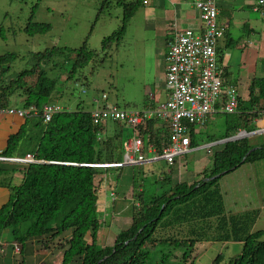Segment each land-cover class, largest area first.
Listing matches in <instances>:
<instances>
[{
	"label": "trees",
	"instance_id": "obj_1",
	"mask_svg": "<svg viewBox=\"0 0 264 264\" xmlns=\"http://www.w3.org/2000/svg\"><path fill=\"white\" fill-rule=\"evenodd\" d=\"M119 2L124 7L123 19L117 30L103 38V49L111 44L116 48L120 44L130 18L143 0ZM30 25L26 30L31 35L50 28L49 23L32 21ZM61 50L64 51L51 47L31 53V67L6 77L4 73L11 67L15 55H0V107L10 106V98L16 93L23 99L22 107L34 105L40 112L42 106L54 98L57 79L49 71L59 62L50 59L57 52L62 53ZM65 51L64 62L73 54L67 80L73 79L78 69L99 59L98 51L85 45L75 50L65 48ZM237 108L236 119L225 122L222 138L236 134L239 128L255 130L254 122L264 112V78L251 80L246 98L238 96ZM22 118H25L24 122L17 132L8 136L7 145L0 152V156L6 158L23 157L27 153L34 158L24 168L21 182L12 187L7 201L0 205V234L4 229L10 231L12 256L23 253L30 243L48 247L54 240L61 239L59 264H166L167 253L151 261L150 247L171 243L182 251L179 259L186 264L197 243L218 241L241 244L240 252L222 264H264V230L251 231L256 212H227L218 185L222 173L224 175L242 163L264 158V142L243 162H240L242 157L255 146L248 136L222 143L212 153L211 166L191 183L173 181L171 169H163L156 191L148 198L144 197L143 190L135 191L133 181L130 224L107 245L97 242L101 217L97 206L100 187L95 185V179L99 177L102 182L106 177L103 175L114 168L121 169V166L111 164L121 162L122 143L128 134H132V129L114 121L119 129L98 138L102 129L92 122L90 111L81 103L74 110L64 108L54 113L46 123L42 122L40 114ZM31 119L36 120L33 126L38 127L27 136ZM193 130L190 145H194ZM138 132L143 144L146 147L151 144L154 148L155 155H160L169 143L167 128L156 118L139 125ZM208 139L213 142L216 138L210 136ZM5 171L7 168L0 164V175ZM120 175L121 172H116V178ZM9 181L10 178H4L0 185L9 187ZM88 235L90 240H87ZM14 242L18 254L14 252ZM221 257L218 254L215 262L219 263Z\"/></svg>",
	"mask_w": 264,
	"mask_h": 264
},
{
	"label": "rangeland",
	"instance_id": "obj_2",
	"mask_svg": "<svg viewBox=\"0 0 264 264\" xmlns=\"http://www.w3.org/2000/svg\"><path fill=\"white\" fill-rule=\"evenodd\" d=\"M119 1L121 0H0V55L7 53L15 55L11 67L4 73V76L19 72L25 67H31L33 64L30 59L31 53L58 47L64 51L57 52L56 56H52L50 59L59 62V65L57 64L55 68L51 67L49 71L50 75L56 77L57 83L52 94L54 98L48 103L57 104L68 110H74L78 103H81L87 109H91L92 105H89L88 101L100 99L104 94L106 96L104 102H115L126 110H140L148 97L145 93L146 87L149 86L154 90L155 78L163 80V61L155 60L153 52L155 39L152 31L137 30L136 28L128 30L130 28L126 27L124 36L116 48L111 44L110 47L103 49V38L117 30L123 19L124 7ZM123 1L128 3L134 0ZM141 6L142 4L138 8ZM135 17L134 24L137 27L142 22V18L139 15ZM223 20L225 18L218 16L217 24L223 26L225 23ZM32 21L33 23H49L50 28L45 32L31 35L26 29L31 26ZM228 30L235 40L242 33L240 28L236 29L232 25ZM82 45L98 51L99 59L88 64L85 68L78 69L73 79L67 80L73 54H70L69 60L64 62V56L67 57L65 48L75 50ZM217 46L220 50V57L224 58L220 64L221 67L227 62V56L230 55V66L239 69L241 49L239 47L227 48L223 37L218 39ZM161 47L163 50L164 46L161 45ZM241 74L239 79L242 77ZM237 78L238 73L236 75L234 72L233 77L230 76L228 80L235 83ZM238 84L235 85L239 90H242L237 91L238 96L246 98V85ZM22 100L15 93L10 98L11 105L3 107L27 108L22 107ZM237 110L233 114H215L203 126L196 128L197 132L193 134L194 145H190L189 151L175 158L174 168L170 167V169H174V181L181 179L191 183L198 180L201 177V172L211 166L212 153L221 147L220 143L214 142L223 139L222 135L226 130L225 122L235 120ZM35 123L34 119L29 121L32 126L27 131V136L32 135V132L38 127V125L37 127L33 126ZM107 123L109 131H113L114 121H108L105 125ZM210 136L216 139L210 142L208 139ZM249 138L253 144L258 143L257 146L264 142V134L253 138L249 136ZM207 145H210L209 151L204 147ZM3 163L9 169L0 175V182L11 175L12 163L7 161ZM167 167L163 160L143 163L139 166H121L120 170H117L118 168L111 170V174H109L111 176L104 177L102 182L98 180L99 177L95 179V185L98 184L97 187H100L97 201L102 222L97 239L99 244H112L113 235L111 232L115 234L125 228L123 224L127 223L130 217V207L134 202L131 195H126L127 198L124 201L110 202L116 196L112 190H110L111 192L108 190L117 183L105 188L104 181L107 179V182L111 181L115 176L114 173L121 172L130 181H134L135 191L141 188L144 191V197L148 198L159 185L161 170H167ZM218 185L227 212L255 211L256 218L251 226V231L264 230V160L260 164H254V162L240 164L236 169L222 174ZM101 189L107 190V194ZM104 203L108 205V208L104 207ZM103 209L108 210L106 212ZM115 217L119 218L115 219ZM11 239L10 231L4 229L0 234V255L5 254L7 250L6 257L9 259L6 258L7 260L2 264H39L42 257L40 254L35 255L34 248L42 249L44 254L49 253L50 257H46V264H59L61 260L59 253H56L59 250L61 253V239L60 243L54 240L48 247L30 243L27 250L16 256H11L9 249H6ZM87 240H90V235L87 236ZM51 249H55L56 252L51 254L49 252ZM150 250L152 262L158 260L163 253H167L169 258L166 264H185L179 259L182 251L172 246L171 243L153 244ZM240 250L239 242H199L196 244L192 256L188 257L186 264H222L229 257L237 255ZM218 254H221L222 257L219 259V263H216L215 259Z\"/></svg>",
	"mask_w": 264,
	"mask_h": 264
},
{
	"label": "built area",
	"instance_id": "obj_3",
	"mask_svg": "<svg viewBox=\"0 0 264 264\" xmlns=\"http://www.w3.org/2000/svg\"><path fill=\"white\" fill-rule=\"evenodd\" d=\"M197 9L200 25L197 29L179 28L171 25L165 39L164 55L165 88L167 98L142 110H126L113 103L104 102L90 111L92 122L99 127L108 121L125 123L132 129V135L123 141V164L135 165L147 159L146 147L139 136L138 127L147 119L156 118L168 130V145L164 146L157 158L165 160L170 168L175 158L189 151L191 130L203 126L212 114H233L238 107V92L234 85L223 79V70L218 64L217 41L225 34L224 26L217 24L216 0H192ZM254 7L264 9V0H256ZM63 107L45 103L40 112L31 105L27 108H0V115L24 117L39 115L43 123ZM264 115V112L262 116ZM264 130V128H263ZM98 138L100 132L97 134ZM209 146H204L209 151ZM27 158L31 159L30 155ZM14 252L18 246L14 242Z\"/></svg>",
	"mask_w": 264,
	"mask_h": 264
},
{
	"label": "crops",
	"instance_id": "obj_4",
	"mask_svg": "<svg viewBox=\"0 0 264 264\" xmlns=\"http://www.w3.org/2000/svg\"><path fill=\"white\" fill-rule=\"evenodd\" d=\"M255 1L256 0H216V5L218 9L217 17L222 16L223 18H225V20H223L225 22L223 25L225 28V34L223 38L226 47L227 48L239 47L241 49V54H240L241 64L238 67L239 69H235L230 66V61H231L230 55L227 56V62H225L223 67H221L220 64L224 58L223 56L220 57L219 55L220 50L218 46L216 48L218 63L223 70V79L226 83L234 85L238 92L242 90H239L238 86L235 85L236 83H239L240 85L245 84L247 91V86L254 77L264 78V9L255 8L254 7ZM138 15L142 18V22L139 24L137 23L138 26L136 27L134 24V20H135L134 18H136L135 16ZM172 24H175L179 28L189 27L192 29H197L199 27L200 25L199 14L197 9L194 7L192 0H143L142 6L134 12L131 19L128 22L127 29L130 28L128 30H131V28H136L137 30L142 29L144 31H152L154 33V39H155L153 46L154 57L155 60L157 61L159 60L163 61V74H164L163 80L160 81L157 77L155 78L156 86L153 88L154 90L150 89L149 86L146 87L145 93L147 94L148 97L146 98V102L143 103V106L140 108V110L146 108L147 106H153L156 103L161 102L167 98V91L165 88V73H164V66H165L164 55L166 52L165 39L168 36V33L172 30L171 29ZM231 25L236 29L240 28V31L242 32L236 38V40L234 39V37L231 36V34H229L228 28ZM161 45L164 46L163 50L161 49L162 48ZM234 72L236 73V75L238 73V78L236 79V81H234L235 83L230 82L228 80L230 76L233 77ZM240 74L242 76L241 79H239ZM241 98H245V97H241ZM88 102L90 103L89 105H92L91 109L88 108L89 111L101 104V101H99V99H93ZM112 103L117 105V103L115 102ZM212 116H215V114L210 115L207 121L210 120V117ZM24 120L25 118H19L11 115L0 116V152L6 147L8 136L12 133L17 132L20 125L24 122ZM113 124H114L112 129L113 131L111 132L109 131L110 129L107 123L104 126V128L101 130L102 133L111 134L113 132H116L118 126L116 123ZM254 124L256 126L255 128L256 132L250 135L252 136V138L256 136H260V134H264V130H263L264 115L261 118L257 119L254 122ZM243 130L244 129L239 128L237 133ZM129 131L131 130L129 129ZM196 132L197 130L194 129L192 135L195 134ZM131 135H132L131 133L130 135L128 134L127 140L131 137ZM214 143L222 144V142L220 141ZM254 145H258V143H254ZM144 154H146L147 159L143 163H154L158 160H163L161 158H157L156 157L157 155H155L154 151L152 152V150H145ZM26 155L23 157L15 155L14 157L11 158L0 156V164L2 166H4L3 162L5 161L12 163L10 167L11 175H9L10 177H8L10 178L9 187H6L5 185H0V205H2L7 201L8 196L11 193L12 187L18 185L21 182L23 178L24 168L26 167L27 163L30 162L29 160L26 159ZM123 157H124V152L121 157V162H120L121 164L119 163L118 165L129 166L123 164ZM263 160L264 159L260 158L254 161V164H260V162H262ZM163 161L165 162V160ZM143 163H139L135 165L139 166L142 165ZM172 167L174 168V166ZM168 169L169 167H167V170ZM173 171L174 169L171 168L172 180L174 181L175 173H173ZM109 174L111 173H108L107 175H103V176L108 177ZM114 174L115 176L111 179V181L107 182L108 179L104 181L106 184L105 188H107V186L111 187L113 184L117 183L108 190V191L112 190L115 193L116 198L113 201L110 200V202L113 203L117 201H124L127 198L126 195L132 196L134 190L132 180L130 181L127 177H125L124 174L123 175L121 174L119 178H116V173ZM140 190L142 189L138 188V191ZM101 191H105L106 193L107 190L101 189ZM106 203H104L103 205L104 207L108 208V205ZM103 210L107 212L108 209H103ZM119 217H115V219ZM129 224H130V217L127 220V223H124L123 225L124 227H126ZM100 229H101V225H100ZM111 233L113 235V240H114V237L117 234V232L115 234H113V232ZM57 242L60 243V240H57ZM6 249H9V253L11 254V249L9 244L6 246ZM6 252L7 250L5 251V254L0 255V257L4 256L1 257L0 264H2L4 261L9 259L8 257H6ZM49 252L53 254L54 252H56V250L51 249V251L49 250ZM34 253L36 256L40 254L42 257V259L39 261V264H46L47 263L46 257H50L49 253L44 254L42 249L34 248ZM56 253H59V255H61L60 250L57 251Z\"/></svg>",
	"mask_w": 264,
	"mask_h": 264
},
{
	"label": "water",
	"instance_id": "obj_5",
	"mask_svg": "<svg viewBox=\"0 0 264 264\" xmlns=\"http://www.w3.org/2000/svg\"><path fill=\"white\" fill-rule=\"evenodd\" d=\"M255 132H256L255 130H254V131H245V130H243V131H241V132H239V133H237V134H235V135H232V136H230V137H227V138H223V139H221L220 142L224 143V142H227V141H234V140L240 139V138H242V137L250 136L251 134H253V133H255ZM258 147H259V146H257V145L250 147V148L248 149V151L246 152V154L242 157V159H241L240 162H243V161L246 159L247 155H248L253 149L258 148ZM7 160H8V159H7ZM233 168H235V166H234ZM222 174H223V173H222ZM219 175H220V174L215 175V176L211 177V179H213V178H215V177H217V176H219ZM206 180H207V179H205L204 181H206ZM162 207H163V205H162ZM162 207H161V209H162ZM161 209H160V210H161Z\"/></svg>",
	"mask_w": 264,
	"mask_h": 264
},
{
	"label": "bare ground",
	"instance_id": "obj_6",
	"mask_svg": "<svg viewBox=\"0 0 264 264\" xmlns=\"http://www.w3.org/2000/svg\"><path fill=\"white\" fill-rule=\"evenodd\" d=\"M0 108H3V107H0ZM91 111V110H90ZM11 116H16V115H11ZM28 116H32V115H28ZM16 117H19V116H16ZM25 117V116H24ZM19 118H22V117H19ZM104 125H105V123L102 125V126H100L101 127V129H103L104 128ZM99 132H100V136H99V138L102 136V131H100L99 130ZM127 140V139H126ZM125 141V140H124ZM27 155H30V154H27ZM27 155H26V159L27 160H29L30 162H33L34 161V158H33V156L32 155H30L31 156V159H29V158H27ZM162 159V158H161ZM164 160V159H163ZM119 164V163H118ZM118 164H111V166H115V165H118ZM121 164V163H120ZM104 166H107V164H104ZM118 166H122V165H118ZM18 252H19V249H18ZM18 252H15V253H18Z\"/></svg>",
	"mask_w": 264,
	"mask_h": 264
}]
</instances>
